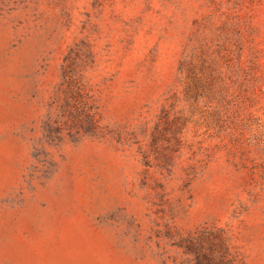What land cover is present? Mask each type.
<instances>
[{
  "label": "rangeland",
  "instance_id": "374dc122",
  "mask_svg": "<svg viewBox=\"0 0 264 264\" xmlns=\"http://www.w3.org/2000/svg\"><path fill=\"white\" fill-rule=\"evenodd\" d=\"M0 264H264V0H0Z\"/></svg>",
  "mask_w": 264,
  "mask_h": 264
}]
</instances>
